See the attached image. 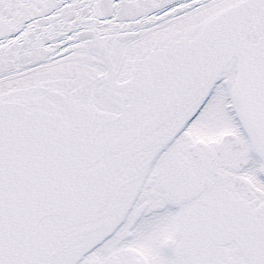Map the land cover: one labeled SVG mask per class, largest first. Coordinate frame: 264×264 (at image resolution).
Masks as SVG:
<instances>
[{
  "label": "snow or ice",
  "instance_id": "1",
  "mask_svg": "<svg viewBox=\"0 0 264 264\" xmlns=\"http://www.w3.org/2000/svg\"><path fill=\"white\" fill-rule=\"evenodd\" d=\"M0 264H264V0H0Z\"/></svg>",
  "mask_w": 264,
  "mask_h": 264
}]
</instances>
